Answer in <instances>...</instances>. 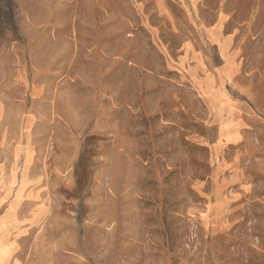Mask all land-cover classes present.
I'll use <instances>...</instances> for the list:
<instances>
[{
    "label": "rangeland",
    "instance_id": "1",
    "mask_svg": "<svg viewBox=\"0 0 264 264\" xmlns=\"http://www.w3.org/2000/svg\"><path fill=\"white\" fill-rule=\"evenodd\" d=\"M14 200L23 264H264V0H0Z\"/></svg>",
    "mask_w": 264,
    "mask_h": 264
},
{
    "label": "crops",
    "instance_id": "2",
    "mask_svg": "<svg viewBox=\"0 0 264 264\" xmlns=\"http://www.w3.org/2000/svg\"><path fill=\"white\" fill-rule=\"evenodd\" d=\"M29 124V122H28ZM27 124V126H29ZM25 155V163L29 162L30 154ZM17 156L19 153L17 151ZM28 181L23 177L22 181L19 184V189L17 190L16 197L20 200L24 191L27 188ZM6 197L3 200H6ZM35 199H38V195L35 196ZM18 200H14L9 207L0 215V264H23L22 255L23 252H20L19 240L24 237L27 233L31 222L27 220L17 219L13 216L15 211V205ZM34 217H37L35 214ZM25 254V253H24Z\"/></svg>",
    "mask_w": 264,
    "mask_h": 264
}]
</instances>
